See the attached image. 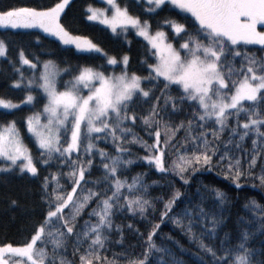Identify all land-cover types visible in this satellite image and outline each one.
<instances>
[{"label":"trees","instance_id":"1","mask_svg":"<svg viewBox=\"0 0 264 264\" xmlns=\"http://www.w3.org/2000/svg\"><path fill=\"white\" fill-rule=\"evenodd\" d=\"M59 2L60 0H0V11L17 7L47 10ZM120 4L127 7L131 15L138 16L141 21L150 22L153 33L156 30H165L169 42L178 49L187 37L183 33L174 35L172 28L165 24L166 20L185 24L188 33L207 43V40L198 34L194 19L171 5L151 14L144 3L135 0H120ZM93 6L102 7L103 4L98 0H74L65 10L60 22L72 35L91 40L104 54L79 53L71 47L63 46L60 41L40 28L26 31L0 28V40L7 48L6 56L0 58V98L22 104L12 112L0 110V125L12 120L17 122L23 141L34 161L38 162L39 169L37 176L21 173L18 168L0 175V246L7 243L22 246L35 234L46 217L49 194L56 187L53 176L57 177L63 186L59 190L71 192L73 186L67 175L71 168L64 158L54 155L47 164L39 163L48 158L42 156L43 150L39 149L35 139L27 131L25 120L34 113L41 114L47 98L35 84L31 89L27 86V81L34 79L35 75L33 69L22 64L20 52L23 51L25 57L37 65L36 75L45 62L52 61L62 72L60 86H63L64 82L73 81L74 76L78 75L79 69L83 67H91L106 76L120 72L121 67H112L107 63L110 57L121 60L127 55L128 72L141 77L149 76L148 65L157 62L154 50L133 31L123 33L119 30L113 33L99 24L90 22L87 9ZM233 47L241 53L240 56H234L233 52L227 48L225 50V63L234 70L233 78H237L235 70L246 66L245 54L257 61H264L263 48L246 45ZM65 69L67 71H64ZM17 81L21 83L20 88L13 87ZM142 87H145V90L151 88L152 96L148 98V102L133 97V102L129 105V115L135 113L137 120L134 124L126 122L124 126L131 128L132 133L148 145H154L155 136L149 133L155 129L146 128L140 117L147 115L152 103H155L152 97L158 98L160 145L165 151V166L169 171L162 173L144 159L153 153L140 143L131 142L132 133L126 134L120 145L127 149L124 153L117 152L110 136L104 138L103 134H94V148L90 157L84 154L83 145L81 146L79 160L86 162L91 158L92 165L86 171L85 181L81 182L74 200L81 199L89 190L99 195L93 197L72 222L74 233L63 238V248L53 252V245L47 244L48 259L54 260V264H60L61 258L66 264H80V255L85 252L90 241L82 240L81 244H77L76 236H82L88 225L98 222L99 218L90 213L93 209L98 210L100 200L112 196L114 190L112 178L105 179L103 163L109 162L107 157L121 155L124 160H131L133 163L121 165L116 175L128 184L133 182V178L139 177L142 187L134 190V193H129L127 188L121 190L119 203L112 209V227L103 230L104 248L99 251L102 259L99 262L94 260L93 264H135L141 260H144L145 264H217V258L224 256L229 249L235 250L244 234L248 236L246 247L254 254L253 264H264V185L259 180V177L264 176V137L250 131L248 136L241 140L243 129L237 126L235 116L228 119L222 132L214 121H199L197 114L201 109L196 102H181L182 90L175 85L165 89L163 80H143ZM29 92L36 99L32 105H23L22 101ZM167 96L175 100V108L171 106V101L165 105ZM248 104L249 102H245L246 106ZM246 119L244 113H241L240 123L246 122ZM233 129H236L235 133ZM260 130L264 132V127ZM213 132L217 133L215 139ZM203 133H207L209 140L208 154L211 156V165H197L196 171L189 169L183 173L188 180V183H184L174 165L181 163V156L190 158L204 150ZM98 135L101 136L100 139L96 138ZM67 138L63 136L62 143ZM166 139L168 144L165 148ZM98 150H103L107 154L106 157L102 158ZM71 159L76 160L77 154H73ZM237 161L242 173L239 181L241 187H236L229 173V165L235 168ZM85 166L87 167L86 163ZM45 177L48 178L47 191L43 187ZM177 191L180 193L179 198L172 205L171 211L163 216L165 205ZM217 193H221L222 197ZM133 195H139L150 202L143 214L138 211L132 213L123 206L124 198H132ZM65 218H70L69 209H65ZM156 225L159 227L156 228ZM153 230L155 235L152 240L156 248L149 251L148 236ZM77 248L79 251H76ZM206 248L212 249L216 257L207 252Z\"/></svg>","mask_w":264,"mask_h":264},{"label":"snow or ice","instance_id":"2","mask_svg":"<svg viewBox=\"0 0 264 264\" xmlns=\"http://www.w3.org/2000/svg\"><path fill=\"white\" fill-rule=\"evenodd\" d=\"M146 2L150 6L148 12H155L157 9L171 5L181 13L189 14L194 18L198 34L206 39L207 43L188 33L185 24L166 20L165 24L173 29L174 35L179 36L183 33L187 37L180 44V50H177L168 42V36L164 31L156 30L153 33L147 20L142 22L138 16L130 15L127 7H121L117 0H106L112 10L111 16L107 14V9L92 7L87 9L90 13L89 20H99L100 23L110 27L113 33H116L117 29L123 33H127L130 28L135 30L136 34L143 37L151 49L155 50L153 54L157 57V62L148 65L149 76L141 77L135 73L129 75L127 55L120 61L111 57L107 60L108 64L121 63L124 66L119 76H106L91 67H83L79 69V74L74 76L73 81L69 82L70 88L58 91L57 81L60 70L52 61H48L43 64V71L39 77L27 81L30 89L35 84V87L41 89L47 97V103L43 108L47 122H41L39 113H34L25 120L27 131L35 138L39 149L43 150L42 156L48 158L39 163L47 164L54 155L64 158L71 168L67 175L72 180L73 186L71 192L59 190L63 186L60 185L58 178L53 176L56 187L49 194L48 211L43 223L22 246H13L11 243L0 246V264H54V260L48 259L47 244L53 245V252L63 248L65 246L63 238L74 233L72 222L80 215L86 204L99 195L89 190L87 195L74 200L81 182L85 181L86 171L92 165L91 158L86 162L79 160L81 146L83 145L84 154L90 157L94 148L93 134H103L104 138L111 137L118 153L127 151L120 145L125 135L132 133V130L124 125L129 121L134 124L137 120L135 113L129 115V105L133 102V97L148 102V98L152 96L151 88L145 90V87H142L143 80L159 82L163 78L165 89L173 85L177 86L183 93L180 97L181 102L194 101L201 109L197 114L199 121H214L220 126L221 132L228 119L235 116L237 126L243 129L241 140L248 136L250 131H254L259 137H264V132L260 130L264 127V111H262L264 110V61H257L245 54L244 59L247 63L246 66L235 70L237 78H233L234 70L225 63L226 48L233 52L234 56H240V51L235 50L233 46L264 45V31L258 30V26H264V0H146ZM69 3L70 0H60L47 10L17 7L0 11V27L40 28L65 45H75L78 50L84 52H100L101 49L91 40L72 35L61 24V14ZM181 51L184 52V56H181ZM6 52V45L0 40V57L5 56ZM20 60L31 69L37 67L25 57L23 51L20 52ZM21 79H23L22 73ZM13 87L20 88V81L15 82ZM83 88L88 89L86 95L83 94ZM35 99V96L29 92L22 103L32 105ZM152 99L155 103H152L147 115L140 117V120L146 128L155 129L149 133L155 136V144L148 145L134 133L131 142L140 143L142 147L149 149L153 154L144 159L163 173L169 169L165 166V151L160 145L159 99L154 96ZM170 101L171 106L175 108V100L171 96L165 97V105ZM245 102L249 104L246 106ZM20 107L21 104L0 98V109L13 110ZM241 113L247 118L242 124L239 120ZM62 131L64 136L68 137L63 143ZM118 131L119 135H117ZM232 131L235 133L236 129ZM216 135L217 133L213 132L214 139ZM202 136L204 150L200 154H193L190 158L181 156L179 158L181 163L174 165L184 183H188V180L183 173L189 169L198 170L197 165L201 167L211 165L207 133H203ZM96 138L100 139L101 136L98 135ZM253 143L255 144L256 141ZM167 144L166 139L165 148ZM74 153L77 154L76 160L71 159ZM98 153L102 158L107 155L103 150H98ZM212 154H215L214 150ZM107 159L109 162L103 163L105 179L112 178L114 190L112 196L100 200L98 210L93 209L90 213L99 218L98 222L88 225L82 236L81 234L76 236L77 244H81L82 240L90 241L85 252L80 255V264H93L94 260L101 261L99 251L104 248L103 230L112 227V209L119 203L121 190L127 188L129 193H134V190L142 187L139 177L133 178V182L128 184L116 175L121 165H130L133 161L124 160L121 155ZM0 160L6 162L4 167H0V172H11L18 168L21 173L27 172L32 176L39 174L38 162L34 161L30 150L24 144L15 120L0 125ZM252 163L254 164L255 160ZM236 164L235 168L229 165V173L236 187H241L239 181L242 173L238 168L239 161ZM259 180L264 185V176L259 177ZM43 187L47 191V177ZM217 195L222 197L221 193ZM179 196L180 193L177 191L168 201L163 216L171 211L172 205ZM149 203L141 196L133 195L132 198H124L123 206L132 213L138 211L143 214ZM65 209H69L70 218H65ZM155 227L158 228L159 225ZM154 235L155 230L148 236L149 251L156 248L152 240ZM247 239V234H244L235 250L229 249L224 256L217 258V264H253L254 254L246 247ZM76 251H79V248ZM206 251L216 257L212 249L206 248ZM60 264H66L63 258ZM135 264H145V261H137Z\"/></svg>","mask_w":264,"mask_h":264},{"label":"rangeland","instance_id":"3","mask_svg":"<svg viewBox=\"0 0 264 264\" xmlns=\"http://www.w3.org/2000/svg\"><path fill=\"white\" fill-rule=\"evenodd\" d=\"M74 0H70V3H69V5L73 2ZM99 2H101L102 4H103V6L102 7H92V8H96V9H107V14L109 15V16H111V13H112V10H111V8H110V6H108L107 5V3H106V0H98ZM135 1H137V2H139V3H144L145 5H146V7H147V9H148V7H150L148 4H147V2H146V0H135ZM117 2L120 4V0H117ZM68 5V6H69ZM121 5V4H120ZM67 6V7H68ZM67 7L65 8V10L67 9ZM121 7H123V6H121ZM173 7V6H172ZM174 8V7H173ZM65 10H64V12H65ZM160 9H157L155 12H149V13H151V14H154V13H156L157 11H159ZM178 10V9H177ZM64 12L61 14V17H62V15L64 14ZM130 14V13H129ZM185 14V13H184ZM90 15V13L88 12V16ZM131 15V14H130ZM186 15H189V14H186ZM190 16V15H189ZM88 18V17H87ZM61 19V18H60ZM194 19V18H193ZM89 20V19H88ZM90 22H92V23H96V24H99V25H101V26H103V27H105V28H107V29H109V30H111V28L110 27H108L106 24H102V23H100V21L99 20H89ZM143 22V21H142ZM149 24H150V22H149ZM0 28H4V27H0ZM10 28V27H9ZM4 29H6V28H4ZM10 29H12V28H10ZM32 29H35V28H29V29H24V28H18V29H12V30H24V31H26V30H32ZM120 29H117V31H119ZM129 30H131V31H133L134 32V34L138 37V38H141L142 40H144L145 42H147L143 37H141V36H138L137 34H136V32H135V30H133V29H129ZM258 30H260V31H264V26H258ZM162 31H164L165 33H166V31L165 30H162ZM172 31H173V29H172ZM174 32V31H173ZM48 34V33H47ZM48 35H50V34H48ZM51 36V35H50ZM74 36H76V35H74ZM52 37H54V36H52ZM79 37H81V36H79ZM55 39H57L56 37H54ZM82 38H85V37H82ZM87 39V38H86ZM58 41H60L59 39H57ZM89 40V39H88ZM168 42H169V40H168ZM60 43L63 45V46H65V47H71V48H73V49H75L77 52H79V53H84V54H91V53H99V54H104V52L101 50L100 52H95V51H93V52H84V51H80V50H78L77 48H76V46L75 45H65V44H63L61 41H60ZM148 43V42H147ZM171 43V42H170ZM149 45V44H148ZM240 45H244V44H240ZM150 46V45H149ZM173 46L175 47V45L173 44ZM236 46H239V45H236ZM246 46H253V47H258V48H263L264 49V45H257V44H253V45H246ZM151 47V46H150ZM99 48V47H98ZM176 48V47H175ZM177 50H180V49H178V48H176ZM155 51V50H154ZM6 56V55H5ZM5 56H2V57H0V58H4ZM181 56H184V52L183 51H181ZM111 58V57H110ZM118 61H120V60H118ZM110 65V64H109ZM110 66H112V67H121V71L120 72H114L113 74H111V75H109V76H112V75H116V76H119L120 74H121V72H122V70H123V68H124V66L121 64V63H118L117 65H110ZM128 67V66H127ZM37 68L38 67H36V69H33V71H34V75L35 76H33V80H35L37 77H39V75H40V73L43 71V66H42V68H41V70H40V72H39V74H37L36 75V70H37ZM97 71V70H96ZM128 71V70H127ZM101 72V71H100ZM129 73V72H128ZM129 75H131L130 73H129ZM37 76V77H36ZM36 77V78H35ZM61 78H62V72L60 71V75H59V77H58V81H57V90L58 91H65L67 88H70V84H69V82H64L63 83V86H60V82H61ZM161 80H163V78H161ZM82 87V86H81ZM82 91H83V94H87L88 93V89H86V88H83L82 89ZM47 98V97H46ZM23 105H25V104H23ZM21 106H22V104H21ZM0 110H3V111H8V112H12V111H15V110H17V109H13V110H6V109H0ZM40 117H41V122L42 123H46L47 122V120H46V115L42 112L41 114H40ZM83 130V129H82ZM30 134V133H29ZM21 135V134H20ZM31 135V134H30ZM61 135H62V140H63V136H64V133H63V131H62V133H61ZM94 135V134H93ZM32 136V135H31ZM22 137V136H21ZM34 138V137H33ZM23 139V138H22ZM35 139V138H34ZM24 142V141H23ZM25 144V143H24ZM74 154H76V153H74ZM6 165V162L5 161H3V160H0V167H4ZM2 173H5V172H0V175L2 174ZM24 173H27V172H24ZM27 174H29V175H31L30 173H27Z\"/></svg>","mask_w":264,"mask_h":264}]
</instances>
